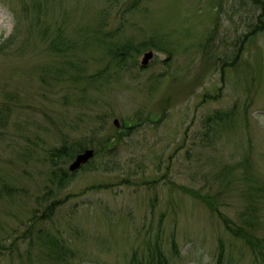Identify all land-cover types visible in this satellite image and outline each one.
Here are the masks:
<instances>
[{"label": "rangeland", "instance_id": "1", "mask_svg": "<svg viewBox=\"0 0 264 264\" xmlns=\"http://www.w3.org/2000/svg\"><path fill=\"white\" fill-rule=\"evenodd\" d=\"M261 7L0 0V264H264ZM84 142L59 188L50 151Z\"/></svg>", "mask_w": 264, "mask_h": 264}, {"label": "trees", "instance_id": "2", "mask_svg": "<svg viewBox=\"0 0 264 264\" xmlns=\"http://www.w3.org/2000/svg\"><path fill=\"white\" fill-rule=\"evenodd\" d=\"M257 1L262 5L261 8H262L263 14L261 15V18H260V22H259L260 24L253 29V32L251 33L252 35H254L255 33H258V32H264V21H263V19H264V3L261 2L260 0H257ZM128 48L129 47H127V49ZM124 49H126V48H124ZM127 49L125 50V52L127 51ZM130 49H132V48H130ZM119 54L120 53H118V55ZM123 55H125V54H123ZM123 62H124V60L120 61V63H123ZM224 65L226 66L227 63H224ZM215 117H216L215 118L216 120H218V119L224 120V119L229 118V113L217 114ZM215 119L210 118L209 120L213 121ZM109 142H111V144L114 143L113 140H111ZM89 146H90V143H88V142L80 143L77 145H70V144L64 143L60 148H54L53 150L50 151L49 157H50L51 164L54 167V171L52 174L53 183H55L59 188H63L72 181L74 174L71 173L69 171V169L65 168V166L67 165L69 160L71 161L72 159H75L77 154L83 152ZM111 146L110 147L108 146L105 150L110 151ZM92 147L93 146H91V148ZM95 151L98 152L99 150H95ZM64 160H65V162H64ZM83 168H85V167H83ZM108 170H109V168H108ZM205 203L208 204V206L212 210L216 211V208L212 204L211 200H206ZM52 211H53V207L52 206L48 207L42 215L43 218L41 217L42 220H44L45 218L49 220V218L52 215ZM224 222L226 225V229L228 230V232L232 236L244 240V242L247 244V246L251 247L252 249H254L256 247V244L254 242V235L252 232L247 230L244 226H241L238 228L232 227L228 220H226ZM51 239L53 240V243H55L53 245L57 246L56 248H60L61 250H63V247H61V246H63V244L59 245L58 239H54V238H51ZM51 239H48L47 245L49 243L50 248H52V251H55V250L58 251L59 249L53 248ZM140 264H169V262L167 260L166 255L162 251V249L157 248V250H155V252L150 256V258L147 262H142Z\"/></svg>", "mask_w": 264, "mask_h": 264}, {"label": "water", "instance_id": "3", "mask_svg": "<svg viewBox=\"0 0 264 264\" xmlns=\"http://www.w3.org/2000/svg\"><path fill=\"white\" fill-rule=\"evenodd\" d=\"M159 55L155 50H148L143 55L138 57V60L140 62L141 68H147L150 66L152 61L155 59V57ZM114 125L119 128L120 127V121L115 120ZM131 126V125H129ZM131 128V127H130ZM95 156V150L94 149H87L84 152L78 154L75 158V160L71 163L69 166L70 172L74 173L79 171L83 166L88 164Z\"/></svg>", "mask_w": 264, "mask_h": 264}]
</instances>
